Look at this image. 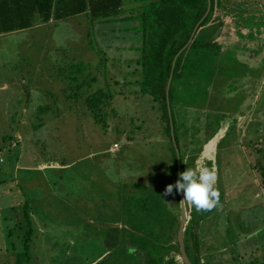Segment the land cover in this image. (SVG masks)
<instances>
[{
	"label": "rangeland",
	"instance_id": "374dc122",
	"mask_svg": "<svg viewBox=\"0 0 264 264\" xmlns=\"http://www.w3.org/2000/svg\"><path fill=\"white\" fill-rule=\"evenodd\" d=\"M133 4L125 0L127 8ZM84 18L0 35V264H15L6 234L14 232L12 241L20 249L24 211L33 228L30 264H70L76 246L84 243L83 255L89 256L90 243L104 237L99 231L122 214L131 222L127 212L141 204L127 193L133 181L140 194L150 193L149 184L155 187L150 198L157 201V193L162 214V209L180 210L177 193L166 192L172 184L164 168L170 151L159 112L137 86L124 84V78L137 76L129 74L135 64L127 62L136 52L124 50L119 61L106 51L100 25L92 27ZM99 51L110 60L106 79L119 81L112 85L106 128L89 115L85 97L91 90L76 87L91 77L98 81L91 87L104 86ZM239 51L249 60L259 57L248 48ZM76 64L81 73L71 69ZM262 65L256 70L244 64L242 73L229 80L234 90L227 85L211 90L209 104L199 110L201 118L222 114L210 138V127L180 132L185 170L208 168L217 174L218 206L210 211L191 207L194 220L200 219L201 257L208 264L264 262V226L252 232L255 221L248 219L264 208V58ZM250 175L252 180H243ZM151 215V210L144 214Z\"/></svg>",
	"mask_w": 264,
	"mask_h": 264
},
{
	"label": "trees",
	"instance_id": "16d2710c",
	"mask_svg": "<svg viewBox=\"0 0 264 264\" xmlns=\"http://www.w3.org/2000/svg\"><path fill=\"white\" fill-rule=\"evenodd\" d=\"M135 2L137 4L127 8L125 0H0V31L29 27L33 25L37 14L41 23H56V26L83 15L88 25L96 28L100 25L99 33L106 37V51L117 54L119 61L123 62L122 53L125 51L136 52L135 57L129 58L127 62L135 64V69L129 74L137 76L134 79L124 78V84L137 86L136 92L147 97L151 107L158 110L170 151L164 168L171 177L172 185H175L179 174L185 171V152L180 149L183 148L181 141L185 138L180 132L184 129L188 132L192 127L200 130L204 126L213 131L222 116L219 112L206 114L202 118L199 115L200 108H206L210 102L211 90L219 87L221 91L223 85H227L228 91L234 90V83L229 80L240 75L246 63L256 70L263 68L264 50L261 52L259 49L264 47V0ZM240 48L259 53V57L249 60L239 56ZM99 54L101 56V51ZM109 61V58L101 56L99 66L103 69L104 86L97 84L95 88L91 87L98 82L97 77L89 80L85 78L81 82L75 78L79 82L77 89L86 87V91L91 90L85 97L86 107L94 121L104 128L107 107L114 98L115 89L112 85L119 83L118 80L110 83L106 79ZM71 69L81 73L77 64ZM76 96L78 94L74 93L72 97ZM185 104L195 107L184 106ZM139 128L140 126L137 129ZM193 150L195 148L191 147V151ZM208 166L211 167V162H208ZM164 172H159L158 175ZM120 183L126 185L124 180ZM135 184L137 183L133 181L130 186L132 190L127 193L141 199V204L127 212L131 222L122 214L115 224L99 231L104 235L103 240L99 238L92 245L89 242V256L83 255L86 254L84 243L76 246L73 250L74 257L68 260L70 264H186L181 258L177 241L181 209H186L181 193L173 187L178 195L180 210L173 208L172 213H167L162 209V214L158 211L161 206L157 193V201L154 197L150 198L155 187L149 184L150 193L146 195L140 194ZM149 210L152 214L150 219L144 216ZM24 212L26 231L18 236L21 241L20 249L12 241L14 232L10 230L6 234L9 239L8 252L15 258V264H30L31 261L32 220L29 211ZM262 213L264 218V210ZM190 215L189 224L184 230L186 253L192 264H208L201 257L197 233L200 219L198 222L194 220L196 216L193 211ZM119 222L122 226H118ZM11 260L9 258V263ZM255 261L264 264L257 258L248 260L245 264H255Z\"/></svg>",
	"mask_w": 264,
	"mask_h": 264
},
{
	"label": "clouds",
	"instance_id": "9594fccd",
	"mask_svg": "<svg viewBox=\"0 0 264 264\" xmlns=\"http://www.w3.org/2000/svg\"><path fill=\"white\" fill-rule=\"evenodd\" d=\"M217 174L208 168H187L180 173V178L175 185L169 184L167 193L182 192L184 201L195 206L198 211H210L218 206L220 192L215 188ZM191 214V213H190Z\"/></svg>",
	"mask_w": 264,
	"mask_h": 264
},
{
	"label": "crops",
	"instance_id": "0c3cea01",
	"mask_svg": "<svg viewBox=\"0 0 264 264\" xmlns=\"http://www.w3.org/2000/svg\"><path fill=\"white\" fill-rule=\"evenodd\" d=\"M83 16V15H82ZM73 20H74V18H72ZM71 19V20H72ZM70 19H68L67 21H69ZM43 24H49V23H43ZM55 24L56 23H54V24H51V25H54L55 26ZM40 25H41V20H40V17H39V15L37 14V15H35V17H34V23H33V25H31V26H29V27H26V28H23V29H19V28H17V29H14V30H11V31H0V35H2L3 33L4 34H7V33H9V32H17V31H27V30H32V29H37L38 27H40ZM29 33H32V31L31 32H29ZM261 151V150H260ZM246 176V175H245ZM248 178H251V175H250V177H248ZM248 178H244L243 180H245L246 182H249V180H252V178L251 179H248ZM252 193L251 192H248V195L250 196ZM259 208V207H258ZM262 210H264V208H259L258 209V213H254V214H252V217H251V215L250 216H248V219L249 218H253V219H250L249 221H255V224H254V226L252 227V229H251V231L252 232H254L255 230L256 231H260V229H259V227L261 228H263V226H264V218H263V213H262ZM231 211H234V208H231ZM254 215V216H253ZM257 215V216H256ZM258 219H259V221H258ZM208 220H210V219H208ZM207 220V221H208ZM209 222H211V221H209ZM208 222V223H209ZM256 223H259V224H256ZM252 232L251 233H248V236H251V234H252ZM247 236V235H246ZM246 238V237H245Z\"/></svg>",
	"mask_w": 264,
	"mask_h": 264
},
{
	"label": "water",
	"instance_id": "95a60500",
	"mask_svg": "<svg viewBox=\"0 0 264 264\" xmlns=\"http://www.w3.org/2000/svg\"><path fill=\"white\" fill-rule=\"evenodd\" d=\"M176 151H177V153H179L177 148H176ZM179 165H180V161H179V154H178V166ZM179 172H180V169H179ZM179 178H180V174H179ZM180 193H181V197L184 201V195L182 192H180ZM184 203H185L186 209L184 211L181 209V219H180V224H179V228L177 231V241L179 244V251L181 253V258L183 259V261L186 264H192L187 253H186L185 245H184V230H185V227L187 224L188 216H190V213H191L192 205L186 203L185 201H184Z\"/></svg>",
	"mask_w": 264,
	"mask_h": 264
}]
</instances>
